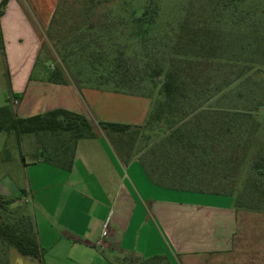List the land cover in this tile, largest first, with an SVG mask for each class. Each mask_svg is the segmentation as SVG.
Here are the masks:
<instances>
[{"label":"rangeland","instance_id":"rangeland-1","mask_svg":"<svg viewBox=\"0 0 264 264\" xmlns=\"http://www.w3.org/2000/svg\"><path fill=\"white\" fill-rule=\"evenodd\" d=\"M16 1L41 40L39 65L49 74L62 70L89 88L106 75L109 83L98 81V90L149 96L155 110L164 100V74L175 72L181 91L170 121L131 130L125 141L144 152L147 165L159 166L169 186L232 193L237 205L264 210L257 195L247 194L264 147V0ZM146 10L155 16L149 25L138 21ZM4 45L0 108L10 93ZM155 69L162 76L151 78ZM172 136L189 149L168 143ZM6 250L0 242V264ZM170 254L173 262L165 264H179Z\"/></svg>","mask_w":264,"mask_h":264},{"label":"crops","instance_id":"crops-1","mask_svg":"<svg viewBox=\"0 0 264 264\" xmlns=\"http://www.w3.org/2000/svg\"><path fill=\"white\" fill-rule=\"evenodd\" d=\"M0 28L10 86L3 107L21 118L67 110L85 116L96 133L77 143L70 170L38 159L35 136L19 143L0 134V198L18 199L15 206L29 213L46 264L173 262L170 252L179 264H264V213L238 210L231 196L169 186L152 176L144 152L134 147L127 159L105 140L99 123L142 127L152 99L70 78L50 81L39 65L41 40L16 0H9ZM7 262L39 264L14 248Z\"/></svg>","mask_w":264,"mask_h":264},{"label":"trees","instance_id":"trees-1","mask_svg":"<svg viewBox=\"0 0 264 264\" xmlns=\"http://www.w3.org/2000/svg\"><path fill=\"white\" fill-rule=\"evenodd\" d=\"M8 2L9 0H2L0 2V19L5 13ZM89 2L97 3V5L104 3L102 0H89ZM90 7H92L91 10L95 9L93 6ZM154 18V12H149L146 10L144 15L141 18H138V21L146 22L149 25L152 23L151 21L154 20ZM140 37L143 38V35L138 33L137 38ZM0 42H3L1 28ZM153 73L154 74L151 75V78H153L154 75L155 77L162 76V69H155ZM48 79L61 84H66L68 82L65 77V73L59 69H57L55 72H51L48 76ZM75 79V82L80 85L77 78ZM103 79H108V77L106 75H100L95 85L91 84L90 86L100 89L98 88V81L100 83H109L107 80ZM176 79L177 76L173 71H169L164 74V82L161 87V94H163L164 100L158 104L155 110L151 111L144 126L134 127L130 125L113 123L98 124V128L103 133L108 135L113 140V142H115L119 151H124L127 153V159H130L131 157L134 144L132 139L125 141L123 137L124 135L128 134L131 130H135L137 132L145 127L153 125L154 123H159L162 120L170 121L171 118L169 117L173 116V112L176 107L175 103L181 91L179 85L176 84ZM118 93L135 95L126 92ZM136 96L150 98L149 96L145 95ZM1 133L8 135L13 134L19 143L21 139L27 135L35 136L40 145V153L37 156L38 159H43L49 164L64 168L66 170H70L72 167L77 143L84 139H93L96 137L93 124L83 115L63 109H58L33 117L21 118L16 114L11 105L0 108V134ZM167 140L168 143L172 144L181 143L185 150L189 149L187 146L190 144H185L183 140L176 138L175 136L169 137ZM214 160L216 159L214 158ZM216 166H220L219 161L216 163ZM148 168L150 169L153 177L159 175L157 172L159 166H157V164L151 163L148 165ZM252 171L254 176L249 177L247 180V194L250 197L257 195V199L264 202V147L258 151L257 158H255V161L253 162ZM159 177L162 179L160 175ZM189 191L208 192L216 195L233 197L232 193H213L200 189ZM17 200L18 199L0 198V242L6 247L7 250L9 248H14L20 255L36 259L39 264H46L45 251L41 248L38 242L32 218L23 207L15 206ZM235 206L238 210L264 212V210H260V208H250L245 207L244 205H237L236 200ZM6 264H8L7 261ZM133 264H165V260H143L141 262H134Z\"/></svg>","mask_w":264,"mask_h":264},{"label":"built area","instance_id":"built-area-1","mask_svg":"<svg viewBox=\"0 0 264 264\" xmlns=\"http://www.w3.org/2000/svg\"><path fill=\"white\" fill-rule=\"evenodd\" d=\"M107 227H108V226H107V224H106L105 227H104L105 230H104L103 233H102V236H103V237H105V236L107 235Z\"/></svg>","mask_w":264,"mask_h":264}]
</instances>
